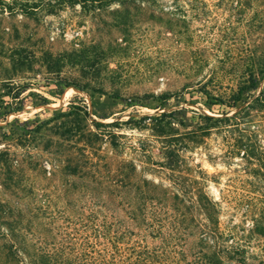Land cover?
Instances as JSON below:
<instances>
[{
	"label": "rangeland",
	"instance_id": "obj_1",
	"mask_svg": "<svg viewBox=\"0 0 264 264\" xmlns=\"http://www.w3.org/2000/svg\"><path fill=\"white\" fill-rule=\"evenodd\" d=\"M263 71L264 0H127L97 11L75 5L33 17L0 11V90L4 82L9 88L30 83V91L46 99L43 104L37 97L6 116L0 107L5 143L0 149L18 160L17 166L0 169V232L26 229L58 237L67 227L78 237L90 234L102 217L109 223L111 214L136 232L127 215L132 210L139 215L140 198L152 195L160 198V219L174 224L187 215L174 195L198 190L221 204V223L240 220L224 197L234 202L240 184L264 175L255 174L257 165L232 144L248 142L264 151V112L252 111L242 123L237 117L232 128L200 121L201 114L222 115L209 104L213 100L196 91L224 98L253 85L255 77V89L246 92L257 95L264 88ZM57 78L82 90L70 86L58 96L53 86H44ZM160 93L176 97L163 106L143 98ZM114 94L119 98L109 97ZM70 101L84 110L54 119ZM162 111L177 121L181 150L171 166L164 164L162 144L145 124ZM24 121L46 123L33 137L18 126ZM92 121L117 123L98 127L120 135L117 149L109 147V138L100 144V155L112 157L111 164L73 162L66 169L63 159L79 144L72 135L92 129ZM121 161L132 165L115 164ZM146 182L158 186L155 193L147 192ZM154 235H144L143 243L158 245ZM0 264H8L2 255Z\"/></svg>",
	"mask_w": 264,
	"mask_h": 264
},
{
	"label": "trees",
	"instance_id": "obj_2",
	"mask_svg": "<svg viewBox=\"0 0 264 264\" xmlns=\"http://www.w3.org/2000/svg\"><path fill=\"white\" fill-rule=\"evenodd\" d=\"M125 1L127 0H12L8 3L0 0V11L33 17L40 11L54 14L75 5H79L82 9L97 11L113 2L125 3ZM16 4H18L17 8H15ZM186 17L187 15L182 13L183 22ZM262 73L264 74V71ZM255 82L256 78L252 77L253 85L239 87L237 91L224 98L211 97L206 91L198 89L196 92L200 96H205L206 100H213L209 104L217 108V111H220L218 114L222 115V117H213L201 114L200 121L213 120L214 123H224L232 128V125L242 123V119L249 116L252 111L263 113L264 88L257 95L246 92L249 88L255 89ZM31 85L19 83L14 88H9L10 86L5 82L1 85L0 107L3 116L23 110L37 97L46 104V99L30 91ZM50 85L58 96L63 93L64 88L70 86L82 90L75 83L63 78L47 81L44 86L49 88ZM98 93L107 94L102 91ZM109 97L119 98L116 94ZM175 97L176 95L173 94L160 93L144 95L143 98L163 106L168 105ZM60 110L54 119L72 115L73 110L82 111L84 107L74 105L73 101H70ZM172 116V112L162 111L157 116L150 117L145 123L154 131L153 135L162 144L161 154L166 166H171L179 158L181 150L176 134L177 121ZM236 118L239 123H230ZM92 122V129L88 131L82 129L72 135L76 138L74 144L78 140L79 144L74 145V151H69L70 153L63 159L67 161L64 165L66 169L72 168L77 162L106 161V164H111L112 157L107 159L104 155H100V144L106 141L105 138H109V147L117 149L115 140L120 135L109 131H98V127L116 126L117 123ZM45 123L24 121L18 126L23 134L32 133L35 137ZM197 127L202 128L203 125ZM2 134L5 138L9 136L6 132ZM3 144L5 143L0 137V145ZM232 147L243 151L242 158L257 165L255 174L264 175L261 172L264 170V151L261 146L254 147L248 142L235 140ZM15 157H17L15 153L6 147L0 149V169L9 170L17 166L18 160ZM115 164L128 166L129 163L121 161ZM130 165L132 164H129V167ZM145 186L150 193H155L158 188L152 182H146ZM239 188L241 192L234 202L228 200V195L224 197L233 213H241V219L238 221H234L231 217L221 223V204L198 190L190 194L182 193L180 197L174 195V201L187 207V215L181 214L174 224L171 222L168 224L167 221L165 223L161 220L160 198L152 195L140 198L143 209L139 211V215L133 210L127 215L134 228L138 227L136 232L122 227V221L112 214L109 216L112 217L109 223H106V217H102V220L98 219L90 234L85 232L78 237L70 234L67 227L56 233L58 237L46 232L37 236L35 231L25 229L24 232H20V230L7 229V232H0V237L3 239V243L0 244V256L2 255L5 263L8 264H264V179L242 183ZM165 215L168 216V213ZM67 224L72 223L68 221ZM141 226L144 227L141 229L139 228ZM150 233L156 234L154 236L159 240L158 245L148 246L143 243L144 235Z\"/></svg>",
	"mask_w": 264,
	"mask_h": 264
}]
</instances>
